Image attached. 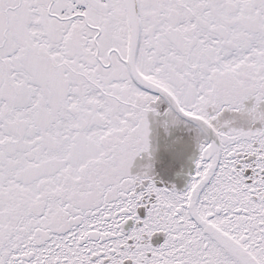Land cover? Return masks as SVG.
<instances>
[{"label":"snow or ice","instance_id":"6c2138e0","mask_svg":"<svg viewBox=\"0 0 264 264\" xmlns=\"http://www.w3.org/2000/svg\"><path fill=\"white\" fill-rule=\"evenodd\" d=\"M0 264H264V0H0Z\"/></svg>","mask_w":264,"mask_h":264}]
</instances>
